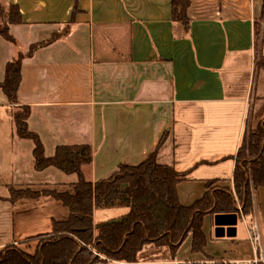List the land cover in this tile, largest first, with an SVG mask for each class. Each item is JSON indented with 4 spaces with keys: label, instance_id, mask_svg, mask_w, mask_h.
<instances>
[{
    "label": "crops",
    "instance_id": "1",
    "mask_svg": "<svg viewBox=\"0 0 264 264\" xmlns=\"http://www.w3.org/2000/svg\"><path fill=\"white\" fill-rule=\"evenodd\" d=\"M0 4L17 5L23 20L10 25L16 43L0 34V82L9 61L75 17L66 36L24 58L17 103L0 90V254L13 244L35 254L54 223L70 217L69 208L47 193H74L78 181L76 173L53 166L35 169V144L18 135L14 119L23 107L47 156L60 145L92 146L93 160L82 168L90 182L156 152L159 164L185 174L177 185L184 206L210 189L235 190L237 152L264 120V0H190L187 24L173 18L172 0ZM11 189L39 195L13 200ZM128 210L95 208V229ZM253 222L264 247L262 187L254 192L252 214L238 213L236 236L216 237L214 214H207L206 242L199 250L190 233L173 256L168 246L150 243L137 262L96 264L250 257Z\"/></svg>",
    "mask_w": 264,
    "mask_h": 264
},
{
    "label": "trees",
    "instance_id": "2",
    "mask_svg": "<svg viewBox=\"0 0 264 264\" xmlns=\"http://www.w3.org/2000/svg\"><path fill=\"white\" fill-rule=\"evenodd\" d=\"M173 18L187 24L190 0H172ZM0 34L16 43L10 33L11 24L22 23L17 5L8 9L0 5ZM75 22L73 17L71 24ZM71 24L52 32L51 36L30 46L28 53L6 64L5 79L0 90L10 103L18 102L25 57L70 32ZM29 108L14 113L18 135L33 140L35 169L42 171L56 167L67 174L76 173L74 193L49 192L70 210L67 221L55 222L54 232L41 237L35 254L7 246L0 254V264H96L112 260L137 262L147 244L166 245L175 255L191 233L193 249L203 248L206 242L203 222L207 214L239 213V201L245 215L253 212L254 192L264 189V120L246 135L236 156L235 190L210 189L190 206H184L178 196L177 185L185 174L157 162L156 152L138 165H121L111 177L93 183L85 178L83 165L93 160L88 144L60 145L53 156H47L40 137L28 128ZM12 198L38 196L37 192L11 189ZM128 207L120 218L101 222L95 229V208Z\"/></svg>",
    "mask_w": 264,
    "mask_h": 264
},
{
    "label": "built area",
    "instance_id": "3",
    "mask_svg": "<svg viewBox=\"0 0 264 264\" xmlns=\"http://www.w3.org/2000/svg\"><path fill=\"white\" fill-rule=\"evenodd\" d=\"M239 213H242V207H239ZM251 240L254 244L255 254L246 258H212L201 260H189L182 264H264V247L262 234L259 226L253 222L250 226ZM113 261V260H112Z\"/></svg>",
    "mask_w": 264,
    "mask_h": 264
},
{
    "label": "water",
    "instance_id": "4",
    "mask_svg": "<svg viewBox=\"0 0 264 264\" xmlns=\"http://www.w3.org/2000/svg\"><path fill=\"white\" fill-rule=\"evenodd\" d=\"M237 223H238V213L236 212L214 214L216 237L236 236Z\"/></svg>",
    "mask_w": 264,
    "mask_h": 264
},
{
    "label": "rangeland",
    "instance_id": "5",
    "mask_svg": "<svg viewBox=\"0 0 264 264\" xmlns=\"http://www.w3.org/2000/svg\"><path fill=\"white\" fill-rule=\"evenodd\" d=\"M1 5V4H0ZM4 9H8L9 7H4L3 5H1ZM20 111H22V109H20ZM168 252V251H167ZM170 257V256H169Z\"/></svg>",
    "mask_w": 264,
    "mask_h": 264
}]
</instances>
